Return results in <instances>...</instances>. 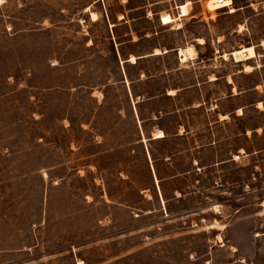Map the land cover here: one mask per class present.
<instances>
[{
  "label": "rangeland",
  "instance_id": "1",
  "mask_svg": "<svg viewBox=\"0 0 264 264\" xmlns=\"http://www.w3.org/2000/svg\"><path fill=\"white\" fill-rule=\"evenodd\" d=\"M91 1L0 0V264H264V57L258 68L213 60L210 69L232 81L206 94L225 124L210 129L215 115L202 109L184 114L216 146L189 175L161 181L156 195L145 188L139 149L110 173L105 161L100 174L89 163L91 109L102 102L90 87L115 71L103 24L83 12ZM119 1L92 10L118 11ZM104 89V106H124L120 90ZM186 159L174 167L187 170ZM120 167L131 183L116 177Z\"/></svg>",
  "mask_w": 264,
  "mask_h": 264
},
{
  "label": "crops",
  "instance_id": "2",
  "mask_svg": "<svg viewBox=\"0 0 264 264\" xmlns=\"http://www.w3.org/2000/svg\"><path fill=\"white\" fill-rule=\"evenodd\" d=\"M129 1L120 0V9L112 11L106 5L102 10H92L99 2L92 0L83 11L91 22L103 24L107 55L115 69L113 76L105 78L107 80L97 89L96 86L90 87L91 99L97 100L94 94L97 91L102 102L91 109L92 150L89 163L100 174V164L105 161L104 169L110 173V166L117 164L116 159L120 164L121 157H132L134 149H139L146 179L150 181L145 188L159 195L161 181L189 175L191 170L197 169L202 153L212 150L217 143L216 140L203 139L202 131L193 127L184 113L189 109H202L207 115L214 114L210 129L225 124L227 114L220 110L217 112L215 104L211 108L206 94L210 95L211 86L217 83L226 91L232 81L227 79L226 71L216 74L210 69L213 60H219V65L225 67V60L232 59L229 54L232 50L252 45L255 56L244 61H232L241 62L243 67L248 63H253V68L260 67L264 57V0H231L228 5L213 10L207 8L209 0H147L137 6H130ZM156 5L157 9H152ZM182 6L187 9L185 14L181 13ZM91 12L97 14V19H91ZM164 14L170 15L173 21L162 23ZM137 20H144L151 26L136 29ZM153 25L157 28H151ZM229 35H233V41L229 40ZM91 45L92 41L85 48ZM188 47L193 49L192 54H187L182 60L180 50ZM224 53L227 58L223 57ZM105 87L121 91L118 99L123 100L122 108L104 106ZM219 91L215 101L223 99L222 88ZM180 100L184 102H176ZM159 101H170V107L165 103L159 106ZM168 117L172 118L170 128ZM158 129L163 136L154 135ZM181 141L184 144L181 145ZM181 157L187 158L183 161L188 165L187 170L179 171L174 167L181 163ZM225 162L211 161L209 166ZM168 166L174 171L165 174L163 170ZM114 171L118 179L132 182L130 175L121 174L124 172L121 167L114 168ZM61 256L64 255L61 253ZM69 264H77V258Z\"/></svg>",
  "mask_w": 264,
  "mask_h": 264
},
{
  "label": "bare ground",
  "instance_id": "3",
  "mask_svg": "<svg viewBox=\"0 0 264 264\" xmlns=\"http://www.w3.org/2000/svg\"><path fill=\"white\" fill-rule=\"evenodd\" d=\"M216 0H209L208 1V7L209 9H216L218 7H221L219 5L216 4L215 2ZM227 1V0H226ZM228 3V2H227ZM226 4L222 5L225 6ZM91 18L94 20V17L96 19V15L94 12H91ZM191 47V46H190ZM193 49H189V47L187 48V50H180V55H181V59L184 60L187 56V54L191 55L192 54ZM232 58L235 61H242V60H246L249 58H252L253 56H255V51H254V47L253 46H243L240 47L238 49H234L229 53ZM226 56V54H224V57ZM133 57H131L130 59H132ZM248 69L250 68V66H246ZM155 133V134H154ZM153 134L155 136H163V132L161 130L158 129V131L154 132ZM162 134V135H161Z\"/></svg>",
  "mask_w": 264,
  "mask_h": 264
},
{
  "label": "built area",
  "instance_id": "4",
  "mask_svg": "<svg viewBox=\"0 0 264 264\" xmlns=\"http://www.w3.org/2000/svg\"><path fill=\"white\" fill-rule=\"evenodd\" d=\"M215 2H216V4L219 5V6H222V5H224V4L228 5V3H227L226 0H216Z\"/></svg>",
  "mask_w": 264,
  "mask_h": 264
},
{
  "label": "snow or ice",
  "instance_id": "5",
  "mask_svg": "<svg viewBox=\"0 0 264 264\" xmlns=\"http://www.w3.org/2000/svg\"><path fill=\"white\" fill-rule=\"evenodd\" d=\"M228 3H231V0H227ZM95 19V17H94ZM165 22H167V18L165 19ZM162 135V134H161Z\"/></svg>",
  "mask_w": 264,
  "mask_h": 264
}]
</instances>
